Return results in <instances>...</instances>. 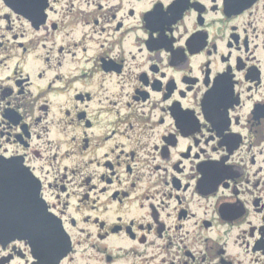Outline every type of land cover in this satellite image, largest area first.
I'll return each instance as SVG.
<instances>
[{
	"label": "flooded vegetation",
	"instance_id": "1",
	"mask_svg": "<svg viewBox=\"0 0 264 264\" xmlns=\"http://www.w3.org/2000/svg\"><path fill=\"white\" fill-rule=\"evenodd\" d=\"M0 264H264V0H0Z\"/></svg>",
	"mask_w": 264,
	"mask_h": 264
}]
</instances>
